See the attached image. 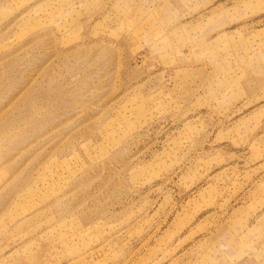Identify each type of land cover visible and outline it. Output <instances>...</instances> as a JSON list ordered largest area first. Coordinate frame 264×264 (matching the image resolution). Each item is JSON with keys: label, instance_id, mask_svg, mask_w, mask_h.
I'll use <instances>...</instances> for the list:
<instances>
[{"label": "rangeland", "instance_id": "rangeland-1", "mask_svg": "<svg viewBox=\"0 0 264 264\" xmlns=\"http://www.w3.org/2000/svg\"><path fill=\"white\" fill-rule=\"evenodd\" d=\"M0 264H264V0H0Z\"/></svg>", "mask_w": 264, "mask_h": 264}]
</instances>
